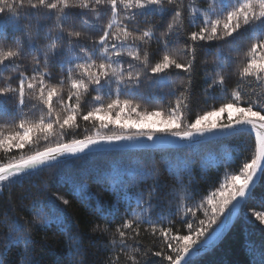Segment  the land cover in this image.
<instances>
[{
  "label": "trees",
  "instance_id": "16d2710c",
  "mask_svg": "<svg viewBox=\"0 0 264 264\" xmlns=\"http://www.w3.org/2000/svg\"><path fill=\"white\" fill-rule=\"evenodd\" d=\"M241 3L161 0L144 9L119 4L114 12L108 0H75L76 6L57 11L38 0H0V51L19 53L0 66V88H16L23 73L43 76L48 87L57 89L51 108L40 98L39 84L25 91L22 105L15 91L0 96V138L23 132L21 124H53L50 132H32L22 148L0 147V170L37 153H54L49 149L58 152L114 136L180 138L177 133L192 131L201 117L233 102L264 114V74L243 73L251 46L264 38V18L247 25L241 20L236 33L219 38L227 12ZM208 20L220 21L218 38L192 41L191 33ZM109 26L114 35L121 29L131 35L123 42L110 37L102 46L99 38ZM163 55L191 65L190 70L151 74ZM92 61L111 64L117 72L77 98L72 84L85 78L76 65ZM154 113L177 125L166 130L134 126ZM221 115L209 116L202 125L220 119L217 128L223 127L228 116ZM69 116L74 120L65 126ZM259 146L256 132L246 130L192 145L99 150L22 173L0 186V264H168L151 253L171 254L168 238L188 235L187 222L195 227L205 219V209L219 207L206 200L230 177L239 178L224 189L227 196L217 199L242 192ZM250 162L253 167L245 171ZM231 205L215 231L210 229L192 248L217 238ZM260 217L264 169L224 239L186 264H264ZM190 241V236L180 239L183 245Z\"/></svg>",
  "mask_w": 264,
  "mask_h": 264
},
{
  "label": "snow or ice",
  "instance_id": "6c2138e0",
  "mask_svg": "<svg viewBox=\"0 0 264 264\" xmlns=\"http://www.w3.org/2000/svg\"><path fill=\"white\" fill-rule=\"evenodd\" d=\"M39 5H45L49 11L54 10H64L70 6H76L75 0H38ZM99 2V0H98ZM111 5L113 11L118 10V5L123 4L127 7L133 6L135 4L136 7L143 8L147 6H156L159 5L161 0H108ZM87 7V3L83 5ZM32 7H37V4L33 3ZM175 16H179L180 13L176 12ZM264 18V0H244L243 3L240 4L238 8L233 9L232 11L227 12V17L225 22L223 23V37H219L225 39L227 37L232 36L241 28V20L243 25H247L249 23H254L256 21ZM207 26L201 27L199 31H194L191 33L190 39L192 41H212L218 38V26L220 25V21L217 20L215 22L208 20L204 22ZM171 27V25L169 26ZM70 35L79 36L80 33H70ZM131 35L126 29H121L120 34L114 35L111 31V26H109V30L105 31L99 38L98 43L102 46H106L109 38L114 36V39H119L121 42L127 39V37ZM145 36L149 35V33H144ZM113 47L115 45L113 44ZM251 58L248 60L247 65L243 68V73L246 76H257L259 78L262 74H264V38L257 39V42L251 46ZM121 53L119 51L115 52V55L119 56ZM19 53L15 50L9 49L7 51H0V66H4L6 62H9L18 57ZM131 55V54H130ZM133 58H137L133 56ZM76 67L82 70V74L85 79L80 81H74L72 87L76 90V96L81 90H88L90 85H99L101 82L106 79L109 74H115L117 72L116 68H113L111 64L106 63H96L92 61L87 64H77ZM191 65H184L178 63L176 60L170 58L168 55H163L162 59L155 63L151 69V74H159L165 72L170 68L179 69L182 71H189ZM37 84L39 87L40 98L43 103L47 105L49 108L53 106V98L57 95V89L55 87H48L45 83V78L43 76L37 78L32 77L29 78L21 73L18 77V85L16 88H12L11 86L0 88V96H5L13 91L18 93L19 102L22 105L24 102L25 91H29L31 89H35ZM115 103H119V101H114ZM222 113H227L228 123L224 124L223 128L231 127L233 125L238 124H248L251 125L252 128L257 129L256 137L260 144L262 130H264V114H262L261 110H254L252 106L241 107L235 102L222 106L219 110L210 113L209 115L201 117L198 121H196L192 127L193 131L187 133H177L176 135L180 138H190L193 134L202 135L203 131L200 128V124L209 119V116H219ZM233 113H236L233 116ZM155 116L163 118L162 113H154ZM89 116H84V119H88ZM151 119V117H149ZM74 117L69 116L68 120L65 121V126H68V123L73 121ZM137 127H150L153 130H162L159 125L156 124H144V125H136ZM258 126V128H257ZM20 127L23 129V132H18L14 136H7L0 138V147H8L12 148L15 146L16 148H22L24 144L28 141L29 136L34 131L40 132H50L53 129V124L51 123H38L29 127H25V125L21 124ZM216 125H212L208 130L211 131L215 128ZM149 140H152L153 137L151 135L148 136ZM49 152H56L57 149H49ZM47 153H37L34 156L29 157L27 160H21L18 164L22 166H35L38 165L44 160L48 159ZM253 167V162L245 165V171ZM238 176L230 177L222 187L217 191L213 192L206 200V204H218L219 207H213L210 210L205 209L204 216L205 219H200L198 224L195 225L193 222H187L188 235H173L168 238L169 243L166 245L168 249L171 250V254L165 255L162 251H154L151 255L163 257L168 261V264H184L186 261V256L190 254V249L197 245L200 241V238L205 237L206 233H209V230L215 231L213 228L214 225H217L218 220H220L221 216L225 213V210L229 207L233 201L237 200L238 197H243L245 192H239L236 194L234 198L224 199L220 201L217 199L218 196H227L228 193L224 191V189L228 188L233 181L238 179ZM65 203H67L65 201ZM203 207V205L201 206ZM259 219L264 220V217H260ZM124 227H130L129 224H125ZM171 230H169L170 232ZM123 235V233H121ZM190 236L191 241L189 245H183L180 243V239Z\"/></svg>",
  "mask_w": 264,
  "mask_h": 264
},
{
  "label": "water",
  "instance_id": "95a60500",
  "mask_svg": "<svg viewBox=\"0 0 264 264\" xmlns=\"http://www.w3.org/2000/svg\"><path fill=\"white\" fill-rule=\"evenodd\" d=\"M258 128V126H257ZM252 130L257 131V129L252 128L251 125L248 124H238L233 125L227 128H216L212 129L211 131H206L200 136L193 137V138H172V139H158L153 138L149 140L148 138L145 139H116V140H99V141H92L87 142L85 144L69 147L62 151L54 152L48 154V159L44 160V162L35 165V166H22L20 164H15L10 167L4 168L0 170V180L10 177L15 174H22L26 172L33 171L39 167L44 165H48L54 162L67 160L73 157L81 156L83 154L99 151V150H106V149H114V148H163V147H175L181 145H192L202 143L208 140H212L221 136H225L228 134H233L240 131ZM264 169V130H262L261 135V142L259 146V156L255 165V169L253 175L249 181V183L245 186L242 192H245L243 197H238L235 200L229 211L227 218L225 220L224 226L217 236V238L206 245L197 246L190 249V254L186 256V261L184 264L188 263L191 259L196 256H199L203 253L209 252L213 248H215L228 234L230 227L232 225L234 214L237 208L241 205V203L248 197V195L252 192L255 186L260 182L261 174Z\"/></svg>",
  "mask_w": 264,
  "mask_h": 264
},
{
  "label": "rangeland",
  "instance_id": "374dc122",
  "mask_svg": "<svg viewBox=\"0 0 264 264\" xmlns=\"http://www.w3.org/2000/svg\"><path fill=\"white\" fill-rule=\"evenodd\" d=\"M232 1H240L242 3L244 2V0H232ZM144 8H146V7H143V9ZM235 115H236V113H233V116H235ZM223 116L224 115H220V117L219 116L218 117L220 119H223ZM149 117H151V119H149ZM220 119H217L215 121L209 122L206 125L200 124V128L203 131V133H205L206 131H209L208 129L212 125H216V127L213 128V129H216L219 126V120ZM144 124H156V125H159L160 129H162V130H166L168 128H172V127H175L177 125V123L175 124V122L170 123V122L164 121L160 117H157L155 115H147V116H145L142 119V121H141V123L139 125H144ZM134 126L137 127L136 125H134ZM137 128L138 129H146V130L152 129L150 127L146 128V127H143V126L137 127ZM197 136H200V135L194 133L193 136L190 137V138L197 137ZM156 138H158V139H172V138H176V137L175 136H171V135H157ZM108 139L109 140H116V139H119V140H121V139H141V137H139V136H114V137L108 138ZM20 176H21V174H15V175H12L10 177L4 178V179L0 180V186L3 185L7 181L17 180V179H19Z\"/></svg>",
  "mask_w": 264,
  "mask_h": 264
}]
</instances>
